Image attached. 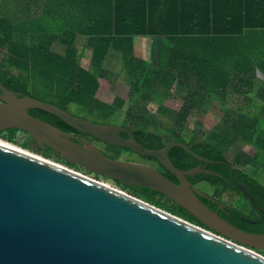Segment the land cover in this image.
<instances>
[{
    "label": "trees",
    "instance_id": "obj_1",
    "mask_svg": "<svg viewBox=\"0 0 264 264\" xmlns=\"http://www.w3.org/2000/svg\"><path fill=\"white\" fill-rule=\"evenodd\" d=\"M23 1L18 14L16 4L10 14L0 12V50L5 52L0 60V81L18 93L37 97L32 89L36 91L44 85L53 96L49 102L66 110H70L71 104H77L95 116L107 117L124 103L121 97L111 104L97 96L101 79L110 75L105 60L113 48L122 53L126 71L132 80H136L133 86L140 93L157 86L167 93L174 86H182L189 92L191 97H186L181 107L183 119L200 103L199 93L202 91L222 102L227 119L232 118L228 108L234 107L227 95L231 86L240 89L247 101H254L250 92L258 70L264 73V0H47V5L44 2L43 7L27 15V1ZM23 34L34 40L26 43ZM139 35L161 38L162 43L153 60L136 56L135 36ZM79 38H82L81 44ZM56 44L63 48L56 49ZM81 49L92 50L91 68L82 64ZM252 106L250 103V109ZM241 108L237 105V110H245ZM30 112L74 134L88 135L44 109L32 108ZM247 119L242 113L241 119L233 122L235 138L253 131L254 122ZM18 131L20 129L9 128L0 134L25 147L33 145L47 157L53 156L71 166H79L52 146L43 148L35 140H17ZM133 133L149 148L158 149L166 144L156 134L143 129H135ZM175 134V140L186 142L181 133ZM223 136L224 141H232L228 132ZM219 143L223 140L188 144L198 155L218 161L212 166L221 173L231 175L230 166L224 162L231 164L235 176L264 197V183L230 161L226 148L223 150ZM111 146L133 151L123 146ZM168 153L181 169L193 168L200 162L197 156L180 146L172 147ZM141 156L159 163L156 157ZM245 160L251 161L250 158ZM166 170L164 174L177 181ZM204 177L213 184H222L215 176ZM115 181L134 196L207 228L194 214L165 194L149 187ZM261 203L264 206V199ZM257 218L256 222L238 218L233 223L251 232L264 233V212H260ZM254 250L264 254V250Z\"/></svg>",
    "mask_w": 264,
    "mask_h": 264
},
{
    "label": "water",
    "instance_id": "obj_2",
    "mask_svg": "<svg viewBox=\"0 0 264 264\" xmlns=\"http://www.w3.org/2000/svg\"><path fill=\"white\" fill-rule=\"evenodd\" d=\"M32 108L54 113L107 144L156 157L179 183L157 167L108 155L90 139L33 115ZM9 128L26 131L43 148L52 146L94 173L165 194L215 232L0 142V264H264V255L254 250H264V233L245 230L205 204L199 196H210L188 178L202 168L181 169L170 158L169 149L180 146L212 162L185 141L149 148L127 127L78 116L0 81V131Z\"/></svg>",
    "mask_w": 264,
    "mask_h": 264
},
{
    "label": "rangeland",
    "instance_id": "obj_3",
    "mask_svg": "<svg viewBox=\"0 0 264 264\" xmlns=\"http://www.w3.org/2000/svg\"><path fill=\"white\" fill-rule=\"evenodd\" d=\"M36 1L38 3L37 9L40 8V6H44L45 0ZM16 2L17 0H0V12L6 11L7 14H10L11 9H13V7L15 8ZM22 39L26 43H31L32 39L34 40L32 36L26 34L22 35ZM118 53L122 57L121 52L119 51ZM4 54V50H0V60ZM84 63L86 66L90 65L89 61L86 59ZM107 69L110 74L109 79L111 80H101L102 83L97 96L99 99L111 104L116 98L121 97L124 100L123 105L117 106L116 110L107 117L95 116L93 113H90V111H87L86 108L77 104H71L69 111L81 117L118 124L130 130L143 129L146 132L156 134L158 138L166 143L177 138L175 132L181 133L186 142L192 145L204 141L218 142L223 140V143H219V145L221 144L223 150L226 148L228 159L236 163L238 168H242L251 175L257 176L264 183V109L262 108L264 104V76L263 78L258 76L257 80H255L253 91L250 92V95L254 99L253 102L247 101V99L244 98L245 94H243L240 89L231 86L227 95L228 100L234 103V107L231 109L230 107L228 108V110L232 112V118L227 119V115L225 116L226 108L225 110L223 109L222 102L219 99H213L212 96L206 95L205 92L202 91L203 93H199L200 103L189 112L190 114L186 119H183L181 107L185 98L191 97V95H189V92L182 86H174L170 93L162 91L159 86H157L156 89H144L142 93H140L133 86V82L136 80H132L133 78L128 74V71L118 72L120 70H117L114 72L111 68L107 67ZM32 92L37 95L38 98L41 97L46 101L53 99L49 89L44 85L39 87L36 91L32 89ZM250 103L253 104L251 107L253 111L250 109ZM237 105L238 108L242 109V106L245 110H237ZM242 113L246 115V119L248 118L247 121L254 122V128L253 131H247L246 135L242 134L235 138L236 135L232 131L233 122L237 119L240 120ZM225 132H228V138L232 139V141H224V139H226L223 136ZM87 138L114 158L130 162H140L159 168L158 162L147 160L135 151H126L121 148L113 147L91 136ZM0 139L23 150L47 158L77 173L96 179L113 188L133 195L129 189L116 182L113 178L94 173L81 165L71 166L53 156L47 157L37 150L35 146L25 147L18 143V141L9 140L2 134H0ZM16 139L19 141L30 139L32 142L34 140L32 137L29 138V134L23 130L17 132ZM257 150L259 153H257ZM237 158H239L241 162H239ZM246 158H250L251 161H247L249 159L244 161ZM200 189L209 193L213 192V188L207 185L201 186ZM223 198L229 200V194H225ZM233 198L237 200L234 205L240 206L244 212L248 213L252 210L243 196L235 193ZM255 251L259 253L257 250Z\"/></svg>",
    "mask_w": 264,
    "mask_h": 264
},
{
    "label": "flooded vegetation",
    "instance_id": "obj_4",
    "mask_svg": "<svg viewBox=\"0 0 264 264\" xmlns=\"http://www.w3.org/2000/svg\"><path fill=\"white\" fill-rule=\"evenodd\" d=\"M89 136H91V135H89V134L88 135H84V137H86V138L89 137ZM199 160H200V162L195 167L200 166L202 168V172H198L196 174H190V175H188V178L194 184V186L198 187L199 189L203 185H207V186H210V187L213 188V192L212 193L204 191L210 197L199 196V198L205 204H207L213 210L218 211L221 215L226 217L232 223L237 221L238 218H240L242 220H248V221L256 222L258 220L257 217L260 216V212H264V206L261 203V200L264 199V197L260 193L255 192L253 190V188L247 182H245V181L239 179L238 177H236L235 174H234V177H235L234 178L233 175H232V170H231V175H228V174H225V173H221L218 170H216V168H214V166H212V164H218V161L212 160V162H205V161H203L201 159H199ZM221 162L223 163V161H221ZM224 163L226 165H229V166L231 165V164H228V162H224ZM158 164H159V168L158 169H160L163 173H166V171H167L166 169L167 168L165 169L164 168L165 166L162 165L160 163V161H159ZM230 168H231V166H230ZM189 169H191V168H189ZM205 170H207V171H216V172H218L217 173L218 175L206 172ZM170 174H173V173L170 172ZM205 175L215 176V178L217 180H221L222 184L221 183L213 184L209 179H206L204 177ZM253 176H255V175H253ZM176 179H177V181H175V182L179 183V180H178L177 177H176ZM235 179H237L239 182H241L243 184V187L245 189H247V191L252 195L253 199L245 193V191L237 184ZM114 180H116V179H114ZM235 193L237 195L243 196L247 200V202L249 203V205H250V207L252 209L250 212H248V213L244 212L240 208V206H235L234 205V203L237 202L236 198H233V195ZM225 194H229V197H230L229 200H225L223 198ZM166 197H168V196H166ZM238 210H239V212H238ZM204 228H206V227H204ZM207 229L213 231L208 226H207ZM213 232H215V231H213Z\"/></svg>",
    "mask_w": 264,
    "mask_h": 264
},
{
    "label": "crops",
    "instance_id": "obj_5",
    "mask_svg": "<svg viewBox=\"0 0 264 264\" xmlns=\"http://www.w3.org/2000/svg\"><path fill=\"white\" fill-rule=\"evenodd\" d=\"M26 15L27 14H33L35 13L36 10V5L38 4L36 0H26ZM24 1L23 0H17L16 2V11L17 14L18 12H21L20 6L22 5ZM46 5H47V0H45ZM82 43V38H79V44ZM162 40L160 37H154L150 35H139L135 36V54L139 58H144L146 60H153L156 56L157 50L159 46L161 45ZM81 46V45H80ZM56 49H59L60 47L63 48L61 45H55L54 46ZM83 50V49H81ZM118 50H115L113 48L110 49L108 56L106 58V68H111L114 72L117 70H120L118 72H124L127 69L124 66V60L123 56L118 53ZM83 56H82V64L84 65L85 59L89 61L90 65L86 66V68H91L92 67V50L91 49H85L82 51ZM122 54V53H121ZM120 55V56H119ZM121 57V58H120ZM122 59V60H121ZM261 77L263 78L264 73L258 70L257 78ZM181 80H184L183 77L180 78ZM101 80H111L107 78H102ZM118 80V79H117ZM263 80V79H262ZM102 83V81H101Z\"/></svg>",
    "mask_w": 264,
    "mask_h": 264
},
{
    "label": "bare ground",
    "instance_id": "obj_6",
    "mask_svg": "<svg viewBox=\"0 0 264 264\" xmlns=\"http://www.w3.org/2000/svg\"><path fill=\"white\" fill-rule=\"evenodd\" d=\"M131 131H133V130H131ZM0 142H1V143H4V144H6V145H9V146H14V145L10 144L9 142H7V141H5V140H2V139H0ZM14 147H16V146H14Z\"/></svg>",
    "mask_w": 264,
    "mask_h": 264
}]
</instances>
